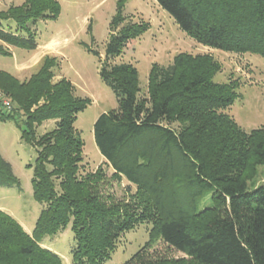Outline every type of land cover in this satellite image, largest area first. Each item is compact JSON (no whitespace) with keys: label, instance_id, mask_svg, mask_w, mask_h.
<instances>
[{"label":"trees","instance_id":"obj_1","mask_svg":"<svg viewBox=\"0 0 264 264\" xmlns=\"http://www.w3.org/2000/svg\"><path fill=\"white\" fill-rule=\"evenodd\" d=\"M156 1L199 43L264 56V0ZM124 9L119 0L100 65L118 107L97 118L94 137L114 175L138 193L118 200L102 191V170L82 173L84 141L75 121L90 100L77 96L66 77L53 81L54 57L45 56L24 80L0 69V91L11 106L0 99V119L15 121L35 147L33 196L43 205L32 233L0 209V264H65L43 240L69 224L73 264H107L121 235L142 222L201 264H264V182L248 188L251 169L264 165V128L246 131L226 112L239 96L237 83L214 81L221 65L209 53L153 64L142 94L137 67L111 62L148 28ZM60 11L58 0H26L0 11V54L37 49L38 21L55 20ZM3 20H13L16 30H6ZM47 120L55 128L37 135ZM0 186L21 188L1 155ZM207 191L212 205L200 209Z\"/></svg>","mask_w":264,"mask_h":264},{"label":"rangeland","instance_id":"obj_2","mask_svg":"<svg viewBox=\"0 0 264 264\" xmlns=\"http://www.w3.org/2000/svg\"><path fill=\"white\" fill-rule=\"evenodd\" d=\"M25 1L0 0V11L8 10L11 5H22ZM58 1L61 5L59 17L40 20L35 26L37 49L13 47L10 54H0V69L24 80L39 70L45 56L54 57L53 81L66 77L73 84L77 96L90 100L75 121V127L84 141L82 173L102 170V191L118 200L133 201L138 193L137 187L131 185L129 189L126 178L114 175L94 137L97 118L118 107L113 90L100 77V65L105 58L110 23L119 0ZM124 14L134 22L147 23L148 28L139 37L131 39L123 53L112 58L111 62H130L137 67L142 94H147L153 64L167 66L177 54L184 52L209 53L221 65L214 81L237 83L239 96L226 112L246 131L264 128V56L250 52H228L199 43L182 30L156 0H125ZM2 25L6 30H16L13 20H3ZM33 55V59H40L33 62ZM25 63L28 66L21 68ZM54 128L55 121L47 120L37 126V135ZM0 155L11 163L21 182V188L0 186V209L11 214L27 232L32 233L43 208L33 196L32 178L37 152L31 143L22 138L21 130L13 120L0 119ZM263 182L264 165H257L249 172L248 188L252 189ZM198 204L200 209L210 207L211 192L207 191ZM151 230L152 223L142 222L121 235L107 264H124L142 249L143 252L132 264H201L187 253L166 244L160 235ZM43 245L57 252L65 264H73L74 233L70 224L56 235L47 236Z\"/></svg>","mask_w":264,"mask_h":264},{"label":"built area","instance_id":"obj_3","mask_svg":"<svg viewBox=\"0 0 264 264\" xmlns=\"http://www.w3.org/2000/svg\"><path fill=\"white\" fill-rule=\"evenodd\" d=\"M3 96H4L3 92L0 91V99H3ZM3 103H4L8 108L11 107V106H10V101H9L8 99H3Z\"/></svg>","mask_w":264,"mask_h":264},{"label":"crops","instance_id":"obj_4","mask_svg":"<svg viewBox=\"0 0 264 264\" xmlns=\"http://www.w3.org/2000/svg\"><path fill=\"white\" fill-rule=\"evenodd\" d=\"M9 49L10 50H12L13 49V47H9ZM33 57H34V55L32 56V59H33ZM40 59V57H37V58H35V59H33L32 61L33 62H36V61H38ZM28 66V63H25V64H22V66H20L21 68H23V67H27ZM1 70H5V69H1ZM5 71H7V70H5ZM8 72V71H7ZM12 74V73H11Z\"/></svg>","mask_w":264,"mask_h":264}]
</instances>
